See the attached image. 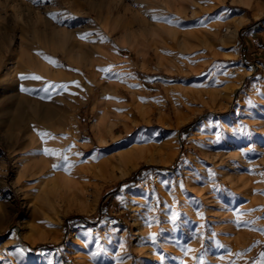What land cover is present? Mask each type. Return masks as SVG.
Wrapping results in <instances>:
<instances>
[{"label": "rangeland", "instance_id": "rangeland-1", "mask_svg": "<svg viewBox=\"0 0 264 264\" xmlns=\"http://www.w3.org/2000/svg\"><path fill=\"white\" fill-rule=\"evenodd\" d=\"M10 44L55 76L20 69L32 109L0 121V264H264V0H0ZM66 168L82 191L56 198ZM226 173L256 175L258 207L200 213Z\"/></svg>", "mask_w": 264, "mask_h": 264}, {"label": "bare ground", "instance_id": "bare-ground-1", "mask_svg": "<svg viewBox=\"0 0 264 264\" xmlns=\"http://www.w3.org/2000/svg\"><path fill=\"white\" fill-rule=\"evenodd\" d=\"M27 9H29V7ZM242 22H243L242 19L238 20L237 25H240ZM43 23L45 24L43 29H39L38 27L34 26L31 28V32H32L34 38H36L37 40H43L46 43L48 40H50V39L52 40V38H54V37H52V35L54 34V32H56V28L52 25V22L49 20H46ZM65 31H66L65 29L62 30V32L65 33L64 36H66ZM64 36H63V40L66 39V37L64 38ZM45 49L47 50V48H45ZM21 53H22V51H21ZM24 55H25L24 51L22 54H19L15 51V49H12L11 44L9 45V47L7 49H5L3 52L0 53V90H2V95L0 96V121H10V120L12 121V120H14V121L18 122L21 119L24 112L26 111V109H32V107L29 105L31 99L27 95H19L17 93L16 89H14L15 84H16V78L19 76L20 69H22V68L29 69L30 68V69H34V70H41L42 72L46 73L47 76H50V75L55 76V74L48 67V65L45 64L44 62H42V59L30 58L29 56L25 58ZM246 74H248V73H246ZM246 74L239 73L236 77H237V79H240V77H242ZM135 93H137V92H135ZM134 97H135V94H134ZM134 97H133V99H134ZM111 125H112L111 123H107V122L104 124V126L97 123L96 124V130L100 131L101 128L102 129H105L108 127L110 128ZM114 125H116V124H114ZM101 141H103V140L101 139ZM32 142L33 143L31 144V146H34L35 140L33 139ZM235 145L237 146V148H240V141L236 140ZM142 149H143L142 147H134V146L129 147L128 149H126L125 151H123L119 154V157H118L119 162L122 163L123 165H126L127 163H130L132 166L136 165L137 160L139 161V159L142 157V152H143ZM256 151H258V149L249 150L248 148L247 149L245 148L243 152H240V153L238 152L239 154H236L235 157H238L240 159H243V157L252 158L256 155ZM260 155H262V154H260ZM235 161H236V159H235ZM262 161H263V159H262ZM245 162H247V161H245ZM245 162H243V163H245ZM247 164H248V162H247ZM228 166H230V165H228ZM234 167H235V164H234ZM236 167H238V166H236ZM242 169L245 170L244 168H242ZM251 169H252V167H251ZM67 170L68 169L66 168V173H61L60 175L57 176L56 182H54L52 184H48V186H47L48 193L54 195L56 198H60L62 195H66V199H67L72 194L75 195L74 193L76 191H82V187H81L80 182L72 174H69L67 172ZM243 170H241V171H243ZM257 170L258 169H254L255 174H258ZM238 171H239V169H238ZM234 175L235 174H229V173L225 174V178L228 180L229 184L225 182L223 184V186L218 187L216 190H212L211 192H215V197L213 198V200H211L209 197L205 196L204 190L198 184V189L196 191V193H197L196 198H197V208L199 209L198 211L200 213H203L205 210L204 201L207 204L214 203V205L216 207H221V204L223 202H226L227 204H232L234 200H240V199L246 200L247 199L249 201L248 203L250 206H252L254 208L256 207V203L260 200L258 198H254L252 196H254L253 194H255V193H256L255 195L258 196L257 193L262 192V189H258L257 187H255L256 186V180H255L256 175H255V177H246V175L242 177L241 176L242 174L240 175L241 177H235ZM262 176H263V174H262ZM84 181H85V179H84ZM261 196H263V195H261ZM131 201H132V199H131ZM52 207L54 208L55 204H53L51 206V209H53ZM226 207H228V206H226ZM259 210H261V209H259ZM133 215H135V214H133ZM137 215H139V214H137ZM142 216H143V214H142ZM18 232H20V229L15 230L13 232V240H12L13 242H19V237H21V236L18 234ZM0 263H1V261H0Z\"/></svg>", "mask_w": 264, "mask_h": 264}, {"label": "snow or ice", "instance_id": "snow-or-ice-1", "mask_svg": "<svg viewBox=\"0 0 264 264\" xmlns=\"http://www.w3.org/2000/svg\"><path fill=\"white\" fill-rule=\"evenodd\" d=\"M21 78L23 79V78H28V77H23L22 76ZM30 78L31 79H41L40 77H37V76H32ZM61 87H64V86L61 85ZM22 90H24V89H22ZM37 134L40 135L42 139H44L45 137H48L49 136L48 133H43V132H38ZM45 154L58 155V153L56 151H54V150H48V149H45ZM63 159L67 160V156H64ZM54 167H55V165H54Z\"/></svg>", "mask_w": 264, "mask_h": 264}, {"label": "trees", "instance_id": "trees-1", "mask_svg": "<svg viewBox=\"0 0 264 264\" xmlns=\"http://www.w3.org/2000/svg\"><path fill=\"white\" fill-rule=\"evenodd\" d=\"M143 170V168L141 169V170H139L137 173H136V175L135 176H138L140 173H141V171ZM164 170H166V169H164ZM129 183V181L128 182H124L123 184H119V185H117V187H121L122 185H126V184H128ZM76 222H79V223H87V221L89 220L88 218H84V217H75V218H73Z\"/></svg>", "mask_w": 264, "mask_h": 264}]
</instances>
